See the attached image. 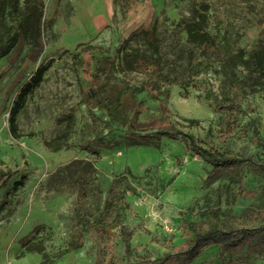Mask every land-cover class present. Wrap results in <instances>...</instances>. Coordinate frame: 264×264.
I'll use <instances>...</instances> for the list:
<instances>
[{"label":"rangeland","instance_id":"1","mask_svg":"<svg viewBox=\"0 0 264 264\" xmlns=\"http://www.w3.org/2000/svg\"><path fill=\"white\" fill-rule=\"evenodd\" d=\"M203 3L209 5L207 30L222 46L249 53L264 44V0H44L42 51L32 47L31 40L21 38L9 53L0 56V168L14 171L0 185V202L6 193L11 199L0 213V264H41V253L23 252L24 240L43 239L46 252L53 254L73 236L79 166L95 158L83 148L94 138V131L82 96L93 85L96 58L103 52L113 55L133 30L157 23L165 72L184 71L186 32L179 22L189 20L193 9ZM135 48L150 52L142 37L131 42L129 50ZM41 64L49 67L18 114L15 137L10 131L11 108ZM218 68L214 65L201 74L187 93L179 85L170 86L171 97L165 103L177 121L198 120L187 131L264 164V144L253 136L257 129L264 138V88L242 97L239 126L226 136L227 113L216 111L210 97L212 92L227 98ZM236 72L240 77L246 74L242 66ZM117 78L118 86L129 79L122 72ZM138 100L145 102L142 122H152L162 114L161 100L147 92L139 94ZM71 112L76 116L74 133L62 149H49L45 141L62 132L65 122L61 119ZM96 113L103 118L100 124H105L104 112L96 109ZM100 124L105 135L122 142L112 148L99 147L97 182L103 193L94 206L96 215L103 208L112 178L127 167L132 172L127 192L131 208L123 216L130 246L126 247L116 231L117 264H152L170 251L183 239L180 225L184 214L199 220L209 216L202 212L218 205L236 215L264 210V171L258 167L245 166L236 175H212L211 166L187 152L182 142L163 138L159 147L126 144L124 126ZM22 174H26L24 185L12 192ZM242 187L254 193L242 197ZM85 237L82 248L54 264H94L95 230L89 228ZM191 264H221L218 245L207 247ZM245 264H264V247L253 250Z\"/></svg>","mask_w":264,"mask_h":264},{"label":"trees","instance_id":"2","mask_svg":"<svg viewBox=\"0 0 264 264\" xmlns=\"http://www.w3.org/2000/svg\"><path fill=\"white\" fill-rule=\"evenodd\" d=\"M43 9L44 0H0V56L9 53L21 38L31 40L32 47L42 51ZM208 9L209 5L203 3L193 9L189 20L179 22L186 32L187 61L184 71L180 73L171 75L164 70L157 23L151 27L133 30L115 49L113 55L103 52L96 58L92 74L93 85L82 96L94 131V138L83 144V148L95 158L84 160L79 166L73 236L67 246L53 254L46 252L43 239L29 238L22 242L23 252L41 253V264H54L66 254L84 246L85 232L89 228L95 230L98 239L94 264H117L116 231H119L129 248L127 227L123 222L125 211L131 208L127 198V192L131 190L128 179L132 175L129 167L112 178L103 208L98 215L95 214L94 206L103 193L97 182L96 162L101 158L99 147L112 148L122 142L114 136L105 135L99 129L103 118L98 116L96 109L102 110L108 119L105 124H100L101 127L115 122L126 128V144H150L159 147L163 138H169L182 142L187 152L211 166L212 175L227 172L236 175L249 165L264 171V164H257L252 157L237 150L220 148L213 141L187 131L186 128H192L198 124V120L190 119L184 123L177 121L165 103L171 97L168 90L170 86L179 85L187 93L201 74L218 65L217 71L223 78L222 85L227 98H219L212 92L210 97L216 111L227 113L225 135L230 136L239 126L242 97L264 88V44L249 53L243 49L233 51L222 46L207 30ZM138 37L144 39L149 53L139 48L129 50L131 42ZM239 66L246 71L244 77L236 72ZM48 67V64H41L22 86L14 101L9 122L10 131L15 137H18V114L25 107L29 96L44 80ZM120 72L129 79L118 86L114 80L118 79L117 74ZM143 92L164 102L162 114L148 123L140 120L145 102L138 100V95ZM61 120L65 122L62 132L45 141V145L54 151L62 149L75 131L76 116L73 112ZM253 136L264 144V138L257 129L253 130ZM13 174L11 169L0 168V185ZM25 180L26 174H22L14 182L11 191H17L24 185ZM253 193L252 190L242 187L239 195L247 197ZM10 203L9 193H6L0 202V213ZM202 213L209 216L192 220L183 215L180 225L182 241L174 244L170 251L164 252L152 264H191L207 247L213 245H218L220 249L221 264H235L236 261L245 264L253 250L264 247V210L236 215L232 210L224 212L218 205Z\"/></svg>","mask_w":264,"mask_h":264}]
</instances>
